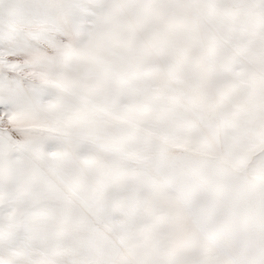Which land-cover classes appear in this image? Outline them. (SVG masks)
Segmentation results:
<instances>
[{
  "label": "snow or ice",
  "instance_id": "6c2138e0",
  "mask_svg": "<svg viewBox=\"0 0 264 264\" xmlns=\"http://www.w3.org/2000/svg\"><path fill=\"white\" fill-rule=\"evenodd\" d=\"M0 264H264V0H0Z\"/></svg>",
  "mask_w": 264,
  "mask_h": 264
}]
</instances>
